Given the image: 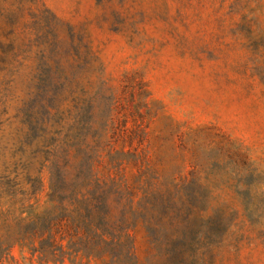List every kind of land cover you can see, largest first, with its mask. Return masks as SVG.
I'll list each match as a JSON object with an SVG mask.
<instances>
[{"label":"rangeland","instance_id":"1","mask_svg":"<svg viewBox=\"0 0 264 264\" xmlns=\"http://www.w3.org/2000/svg\"><path fill=\"white\" fill-rule=\"evenodd\" d=\"M0 264H264V0H0Z\"/></svg>","mask_w":264,"mask_h":264}]
</instances>
